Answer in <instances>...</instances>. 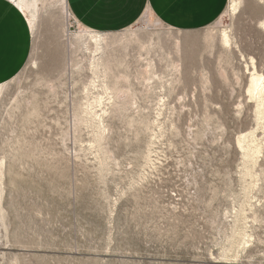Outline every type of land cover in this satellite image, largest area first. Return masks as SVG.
<instances>
[{
    "label": "rangeland",
    "instance_id": "374dc122",
    "mask_svg": "<svg viewBox=\"0 0 264 264\" xmlns=\"http://www.w3.org/2000/svg\"><path fill=\"white\" fill-rule=\"evenodd\" d=\"M228 2L202 27L145 13L114 31L139 36L106 56L137 103L104 116L83 25L38 2L32 53L0 97V264H264V116L248 92L252 56L264 73V2Z\"/></svg>",
    "mask_w": 264,
    "mask_h": 264
},
{
    "label": "crops",
    "instance_id": "0c3cea01",
    "mask_svg": "<svg viewBox=\"0 0 264 264\" xmlns=\"http://www.w3.org/2000/svg\"><path fill=\"white\" fill-rule=\"evenodd\" d=\"M69 16L101 32L125 30L152 13L167 25L187 30L215 20L226 0H66ZM33 44L30 21L12 0H0V84L18 75Z\"/></svg>",
    "mask_w": 264,
    "mask_h": 264
},
{
    "label": "bare ground",
    "instance_id": "6f19581e",
    "mask_svg": "<svg viewBox=\"0 0 264 264\" xmlns=\"http://www.w3.org/2000/svg\"><path fill=\"white\" fill-rule=\"evenodd\" d=\"M16 5L20 6V8L23 10V12L25 13L26 16H28L27 18L30 21V25L32 28V33L34 34L35 31V25L36 22H38L37 20V12H38V7L39 1L42 0H12ZM262 1V0H261ZM54 2V1H53ZM264 2V0H263ZM41 3V2H40ZM55 3H59L60 7H61V11H62V16H66L65 13L69 16V9H68V3L66 0H55ZM43 4V3H42ZM44 5V4H43ZM240 5V0H229L228 2V8H229V13L235 12ZM40 10V9H39ZM43 10V8L41 9ZM40 12V11H39ZM43 12V11H42ZM236 13V12H235ZM39 14V13H38ZM150 16H154L152 13H148ZM41 15V14H40ZM40 16L38 15V18ZM36 18V19H35ZM68 22V21H67ZM148 22V21H147ZM260 26L264 27V19H262L260 21ZM171 29L174 27H170ZM160 30V29H159ZM177 30H181V29H177ZM129 31V30H127ZM140 32V31H139ZM141 33V32H140ZM232 33V32H231ZM116 33L111 32H101V31H93L90 30L86 27L83 26V29L79 32V34L75 35V39L77 40L78 43V48H83L86 51H89V53H91L92 55V59L93 61L91 62V69L93 72L94 80H92V82L90 83L94 88H96L98 85L101 88V91L103 94H106V101L103 100V98L100 100V103L102 104V115H107V114H111L113 111L112 109L117 108L120 106V102L119 100H127L129 99V97L131 98L130 101H132V105L136 104L134 101V95L135 93L133 92L131 85H130V78L127 77V75L122 74H118L115 73V71H113V65L111 64V62L106 58L107 53L109 52V48L111 47L110 45L114 42H125L127 39H133L134 37L136 39H139L138 34L133 32V31H129V33H124L122 38L121 37V33L120 36L117 37V35H115ZM180 34V33H179ZM207 34V33H206ZM35 35V34H34ZM127 35V36H126ZM160 35V34H159ZM211 35V34H210ZM219 35V34H218ZM213 36V35H212ZM159 37V36H158ZM232 36L230 35V32H228L226 29L222 30L221 34H220V39L219 42L222 43L223 46H229L231 45L233 42L231 39ZM216 38V37H215ZM149 39V38H148ZM153 39V38H152ZM135 41V40H134ZM141 40H139L138 42L140 43V45L142 46V48L148 49V47L145 45V43H141ZM153 41V40H152ZM160 41V40H159ZM210 41V40H209ZM136 42V41H135ZM150 42V41H149ZM130 43L133 42L131 41ZM152 43V42H151ZM158 43V41H157ZM147 44V43H146ZM150 44V43H149ZM159 44V43H158ZM157 44V45H158ZM175 46H176V50L177 52L182 51V45L180 42L179 38H176L175 40ZM210 44V43H208ZM123 45V44H122ZM129 45V44H127ZM137 45V44H136ZM214 45V44H213ZM73 46V45H72ZM110 46V47H109ZM152 46V45H151ZM150 46V47H151ZM211 46V44L209 45ZM130 47V46H129ZM227 48V47H226ZM231 48V47H230ZM76 49V48H75ZM210 49V48H209ZM82 50V49H81ZM149 50V49H148ZM150 50L152 51V48H150ZM150 50L148 51V53L150 52ZM79 51V50H78ZM141 52V51H140ZM139 52V53H140ZM143 52V51H142ZM146 52V51H145ZM84 53V52H83ZM151 53V52H150ZM86 54V53H84ZM141 54V53H140ZM139 54V55H140ZM147 54V53H145ZM144 54V55H145ZM143 57V56H142ZM82 58V57H81ZM122 59V58H121ZM147 59V57H146ZM252 65H253V70L249 71L248 73L251 74V77L249 79V86H248V92L249 95L251 96L252 99H254L256 101V103L258 104V109H259V113L264 116V73L260 72V70H258L257 65H256V60L255 57L252 56ZM150 60V59H149ZM176 60V59H175ZM113 61V60H112ZM174 61V60H173ZM178 61V60H177ZM150 62V61H147ZM153 62V61H152ZM176 62V61H175ZM121 63V62H120ZM35 64V63H34ZM251 66V64L249 65ZM150 67H152L151 65H147V69L145 68V70L143 71H150ZM175 69L177 71L181 70V63L178 61L175 63ZM152 69V68H151ZM154 69V68H153ZM154 72V71H153ZM224 74V73H223ZM148 75V74H147ZM153 75V74H152ZM182 75V74H181ZM110 76L113 77V79L111 80ZM151 76V74H150ZM149 77V76H148ZM147 77V78H148ZM154 78L153 76L150 77L149 79ZM176 78V77H175ZM179 78V76H178ZM228 78V77H227ZM183 79V78H182ZM148 80V79H147ZM151 81V80H150ZM98 83V84H97ZM9 84V82L7 83H3L0 84V97L1 94L4 92V90L7 88V85ZM248 84V83H247ZM149 85V84H148ZM151 85V84H150ZM152 86V85H151ZM150 87V86H149ZM152 89V87H151ZM166 99V97H164ZM167 101V100H166ZM96 102V101H95ZM99 103V104H100ZM160 104V103H159ZM165 104V102H163V105ZM242 105V104H241ZM88 107L91 109V113L96 114L94 111V106L92 103H90L88 105ZM263 107V108H261ZM138 108V107H137ZM162 109V106L159 107L158 111ZM139 112V111H138ZM259 116V115H258ZM261 120V118H260ZM132 122V121H130ZM252 133V132H251ZM251 134H245L242 135L241 137L238 138V146L241 147L242 149L246 150V154L245 156L253 159L255 162V158L256 156H258L261 152H262V146H244V142L249 138ZM258 137V136H257ZM254 142V141H253ZM257 142V141H256ZM244 143V144H243ZM264 143V142H263ZM148 144V143H147ZM151 144H154V142H152ZM243 144V145H242ZM260 145V144H259ZM155 147V146H153ZM148 153H147V160L148 161H152V151L153 148L149 147V149H147ZM154 155V154H153ZM244 155V154H243ZM260 158V157H259ZM146 161V160H145ZM247 161V159H246ZM249 162V161H248ZM251 162V161H250ZM249 162V163H250ZM257 162V161H256ZM247 163V162H245ZM4 163L2 162V160H0V184L2 182V175L3 172L2 170V165ZM149 165V164H148ZM247 165H249L247 163ZM256 165V164H255ZM147 166V165H146ZM251 168V167H250ZM247 169V168H246ZM253 169V168H252ZM251 169V170H252ZM250 172V171H249ZM253 172V171H252ZM252 174V173H251ZM252 176V175H250ZM1 187H0V198H1Z\"/></svg>",
    "mask_w": 264,
    "mask_h": 264
},
{
    "label": "snow or ice",
    "instance_id": "6c2138e0",
    "mask_svg": "<svg viewBox=\"0 0 264 264\" xmlns=\"http://www.w3.org/2000/svg\"><path fill=\"white\" fill-rule=\"evenodd\" d=\"M173 196H175L176 195V193L175 192H173V193H171Z\"/></svg>",
    "mask_w": 264,
    "mask_h": 264
}]
</instances>
